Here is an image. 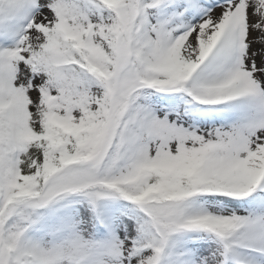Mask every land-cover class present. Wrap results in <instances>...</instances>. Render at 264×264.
Returning a JSON list of instances; mask_svg holds the SVG:
<instances>
[{
  "label": "snow or ice",
  "instance_id": "snow-or-ice-1",
  "mask_svg": "<svg viewBox=\"0 0 264 264\" xmlns=\"http://www.w3.org/2000/svg\"><path fill=\"white\" fill-rule=\"evenodd\" d=\"M0 264H264V0H0Z\"/></svg>",
  "mask_w": 264,
  "mask_h": 264
}]
</instances>
